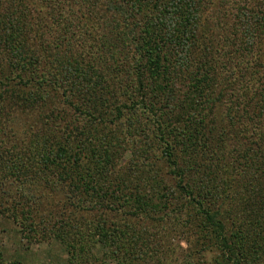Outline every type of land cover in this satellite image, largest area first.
I'll return each instance as SVG.
<instances>
[{
    "label": "trees",
    "instance_id": "16d2710c",
    "mask_svg": "<svg viewBox=\"0 0 264 264\" xmlns=\"http://www.w3.org/2000/svg\"><path fill=\"white\" fill-rule=\"evenodd\" d=\"M1 216L68 264H264V0H0Z\"/></svg>",
    "mask_w": 264,
    "mask_h": 264
},
{
    "label": "rangeland",
    "instance_id": "374dc122",
    "mask_svg": "<svg viewBox=\"0 0 264 264\" xmlns=\"http://www.w3.org/2000/svg\"><path fill=\"white\" fill-rule=\"evenodd\" d=\"M5 139L10 141V137ZM6 148L10 149V144ZM0 252L6 264H68V255L58 242H35L23 236L7 216L0 217Z\"/></svg>",
    "mask_w": 264,
    "mask_h": 264
}]
</instances>
